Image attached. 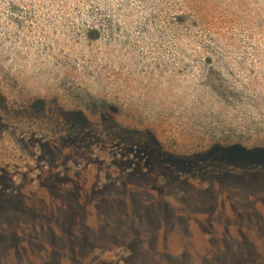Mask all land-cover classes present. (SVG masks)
<instances>
[{"label": "rangeland", "instance_id": "obj_1", "mask_svg": "<svg viewBox=\"0 0 264 264\" xmlns=\"http://www.w3.org/2000/svg\"><path fill=\"white\" fill-rule=\"evenodd\" d=\"M217 144L264 146V0H0V264H264Z\"/></svg>", "mask_w": 264, "mask_h": 264}, {"label": "trees", "instance_id": "obj_2", "mask_svg": "<svg viewBox=\"0 0 264 264\" xmlns=\"http://www.w3.org/2000/svg\"><path fill=\"white\" fill-rule=\"evenodd\" d=\"M41 103L38 101L36 106H41ZM79 114L80 112H76ZM81 115V114H79ZM154 151H157L154 149ZM199 161H216L218 164H222L224 166L231 165L230 162L237 163V164H243L246 165L243 169V173L241 175H244L245 173H255L260 172V168H256V166H252L254 163H260L264 164V146H257L248 148L240 144H232L229 146H221V145H214L208 152H206ZM200 158V157H199ZM204 158V160H203ZM158 160L165 161L170 160L172 162H176L179 165H186L190 166L192 164L194 157H178L175 155L167 156L166 158ZM192 168V167H190ZM225 173V172H224Z\"/></svg>", "mask_w": 264, "mask_h": 264}]
</instances>
